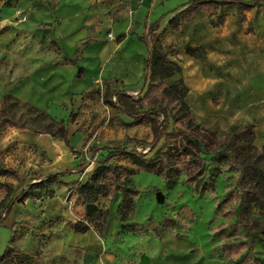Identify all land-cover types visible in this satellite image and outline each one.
I'll list each match as a JSON object with an SVG mask.
<instances>
[{
  "label": "crops",
  "instance_id": "0c3cea01",
  "mask_svg": "<svg viewBox=\"0 0 264 264\" xmlns=\"http://www.w3.org/2000/svg\"><path fill=\"white\" fill-rule=\"evenodd\" d=\"M153 1L0 0V202L6 200L0 225L9 227L6 248L16 241L24 259L66 256L70 264H128L117 252L121 194L109 186L96 202L98 211L86 217L76 187L90 179L102 148H126L128 140L153 138L149 117L132 124L110 104L120 90L134 93L130 88L143 79L149 39L144 22ZM172 9L169 19L180 11ZM223 12L221 25L212 26V18L198 12L172 29L183 30L176 32L180 44L173 59L188 88L186 103L200 125L225 122L228 130L254 122L255 135L263 138L260 147L263 6L243 15L231 6ZM188 45L199 55L187 54ZM57 127H63L64 139L57 138ZM79 147L84 152L76 158ZM87 152H93L92 159ZM119 163L130 167L127 160ZM59 172L63 183L52 195L22 198L29 185ZM77 173V181L65 180ZM76 222L89 229L74 231Z\"/></svg>",
  "mask_w": 264,
  "mask_h": 264
},
{
  "label": "rangeland",
  "instance_id": "374dc122",
  "mask_svg": "<svg viewBox=\"0 0 264 264\" xmlns=\"http://www.w3.org/2000/svg\"><path fill=\"white\" fill-rule=\"evenodd\" d=\"M183 2L187 0L153 1L147 27L153 26L154 23L158 25V31H161V43L166 39L176 42V32L183 33V30L171 31L172 29L168 26L169 18L173 14L170 12L171 9L177 7L176 5L179 7L172 10L183 9V5L181 6ZM190 19L191 17L185 22ZM208 20L215 22L214 17ZM211 25L214 26L212 23ZM168 34L173 36L170 37ZM179 44L176 42L167 47L174 48L176 51ZM146 57L147 50L144 61ZM172 82L173 80H169L167 84L170 85ZM130 89L135 91L131 94L134 97L142 94L143 79ZM110 99L113 101L112 98ZM103 100L107 104L109 98L106 92ZM159 118H162V115H159ZM194 119L200 124L196 118ZM60 128L57 127V130ZM169 128L191 133L182 122L171 123ZM208 129H215L217 138H221L229 130L226 129L225 122ZM153 140L154 134L150 141L128 140L127 144L130 143V145L126 148L120 145L110 149L102 148L103 153L97 154L96 165V168L99 166L104 168L99 182L106 183L109 191L108 180L112 170L118 166L126 167L121 165L120 161L127 160L130 167L126 168L138 170L136 162L152 158L163 145L160 155L164 157L186 160L193 154L192 149L187 148L181 138L168 139L167 142L162 139L156 145H153ZM262 140L263 138L255 135L254 144L259 146ZM96 148H92L91 151ZM78 149L73 152L76 158H80L84 152L82 148ZM113 150L123 151L126 154L113 157L112 163L105 161L107 153ZM87 154L92 159L93 152H87ZM159 163L163 169L172 164L166 159H161ZM218 166L220 169H215ZM205 167L213 168L217 173L213 187L203 185V182H209V174L206 171L202 178H195L194 181L180 176L176 179L169 177L166 182L162 176L145 170H139L132 176L126 174L121 176L120 186L124 183L136 191L137 195L132 213L126 214L123 220H119L122 236L121 242L117 244L119 259H124L128 264H264V260L260 259L261 256L264 258V240L256 237L250 246V239L246 238L243 228L236 222V173L227 170L224 164L212 161H207ZM79 175L80 173L73 176L66 175L65 180L77 181ZM59 184L49 183L36 192L47 196L51 192L54 193L53 188ZM113 191L118 190L113 189ZM157 193L163 195L162 203L156 201ZM5 206L6 200L0 202V220ZM14 232L16 234V231ZM8 234L9 227L0 225V264H70L66 256H37L24 259L17 254L14 240H10V247H7V253L4 254L9 240ZM225 247L228 248V253Z\"/></svg>",
  "mask_w": 264,
  "mask_h": 264
},
{
  "label": "trees",
  "instance_id": "16d2710c",
  "mask_svg": "<svg viewBox=\"0 0 264 264\" xmlns=\"http://www.w3.org/2000/svg\"><path fill=\"white\" fill-rule=\"evenodd\" d=\"M228 6H233L241 15L254 7L263 6L264 15V0H187L182 6L184 8L168 21V26L178 30L182 23L198 12H205L208 17H214L215 22L212 21V24L221 25L225 20L223 9ZM144 26L147 27L146 21ZM146 29L149 39H145L147 57L144 62V91L137 97L119 91L110 104L122 114L130 117L132 124H137L142 118L149 117L152 120L154 134L153 145L162 139L167 142L168 139L181 138L184 145L192 149L193 154L186 160L172 159L170 156L164 157V155H160L163 145L152 158L136 162L138 170L121 166L115 167L110 173L108 183L113 189L120 191L122 197L118 207L119 220H123L126 214L132 213L137 195L136 191L124 183L120 186L119 181L123 174L132 176L139 170H145L162 176L167 182L169 177L176 179L180 176L188 177L190 181H194L195 178H202L206 171L209 174V182H203V185L213 187L217 173L213 168L205 167L207 161H212L224 164L227 170L236 173V222L243 228L246 238L250 239V246L256 237H261L264 240V143L260 147L254 144V122L233 125L221 138L216 137L215 129L203 128L195 122L186 103L188 88L180 77L181 67L173 59L176 54L175 49L161 44V31H158L156 23ZM185 50L189 55H199L198 50L189 45ZM169 80H173L170 85L167 84ZM159 115H162V118H159ZM72 116L73 113L70 117ZM177 122L185 124L191 133L169 128V124ZM56 134L58 138L64 139L63 127L57 130ZM124 154L126 152L119 150L109 151L105 161ZM161 159L171 161V166L165 169L161 168L159 163ZM215 169H220V166ZM103 171L104 168L99 166L85 184L76 187L84 204L86 217L98 211L97 200L108 193L107 184L99 182ZM63 175V172L46 175L40 182L29 185L22 198L38 194L36 191L46 187L49 183H61L59 177ZM52 194L51 192L48 196ZM72 229L84 233L89 229V226L82 222H76L72 225ZM7 250L8 248L4 254L7 253ZM225 250L228 253L227 247Z\"/></svg>",
  "mask_w": 264,
  "mask_h": 264
},
{
  "label": "water",
  "instance_id": "95a60500",
  "mask_svg": "<svg viewBox=\"0 0 264 264\" xmlns=\"http://www.w3.org/2000/svg\"><path fill=\"white\" fill-rule=\"evenodd\" d=\"M163 200H164L163 195H162L161 193H157V194H156V201H157L158 203H162Z\"/></svg>",
  "mask_w": 264,
  "mask_h": 264
},
{
  "label": "built area",
  "instance_id": "2783aa9c",
  "mask_svg": "<svg viewBox=\"0 0 264 264\" xmlns=\"http://www.w3.org/2000/svg\"><path fill=\"white\" fill-rule=\"evenodd\" d=\"M25 19H26V18H25L24 16H20V21H24ZM66 202H67L68 204H70L69 199L66 200Z\"/></svg>",
  "mask_w": 264,
  "mask_h": 264
}]
</instances>
